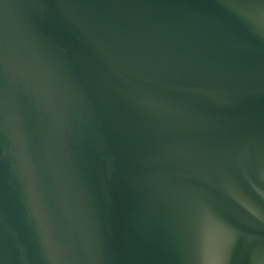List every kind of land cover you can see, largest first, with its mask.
I'll use <instances>...</instances> for the list:
<instances>
[{
	"label": "water",
	"instance_id": "obj_1",
	"mask_svg": "<svg viewBox=\"0 0 264 264\" xmlns=\"http://www.w3.org/2000/svg\"><path fill=\"white\" fill-rule=\"evenodd\" d=\"M0 264H264V0H0Z\"/></svg>",
	"mask_w": 264,
	"mask_h": 264
}]
</instances>
